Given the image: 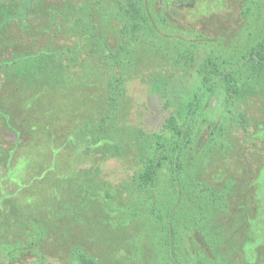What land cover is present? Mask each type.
<instances>
[{
    "label": "trees",
    "instance_id": "1",
    "mask_svg": "<svg viewBox=\"0 0 264 264\" xmlns=\"http://www.w3.org/2000/svg\"><path fill=\"white\" fill-rule=\"evenodd\" d=\"M44 1L0 0V52L4 51L8 41L13 50L17 44L22 43L20 38H26L34 29L38 31L36 33L38 39L37 41L28 40V43L37 44L36 52L25 53V56H13L17 59L34 58L35 65L27 63L31 67L30 73L37 74L40 70L48 69L49 73L52 71V74H55L57 69L63 67L60 61L63 56L70 59H74V56L77 59L80 56L85 63L88 58L97 57L94 64L100 74L97 86L103 89L101 95L103 106L96 119L87 122L85 126L80 124L77 133V119L71 114L75 103L72 105L64 101V96L58 91L65 86V89L60 90L82 93V89L86 91L93 87L87 70L82 71L78 78L81 81L77 83L75 81L61 86V83L50 79L45 83L46 86L43 85V91L42 85L39 86L40 89L33 86L34 83L33 85L27 83V85L28 88H32L33 95L34 91L36 92L35 97L40 99V94L43 93V96L48 97L43 98L44 102L48 100L44 120L58 121L65 133L73 132V134L68 133L64 139L65 144L70 142L71 138L72 140L78 138L77 142L85 146V151L92 148L91 151H99L103 158L112 154L124 165L122 170L124 176L121 182L125 184V187L127 185L129 187L126 196L129 206L135 203L146 207L140 212L135 207H130L132 211L129 222L133 221L132 218L140 219L141 227L148 232L138 233L136 242H140V245L144 241L150 242V247L147 245L143 249L136 243L133 244L136 251L142 250V254L136 257L140 264H264V243L258 246L257 254L253 259L248 260L245 257L249 253L246 241L251 235L256 234L258 229L264 231V203L255 198L257 193L255 190L251 196L249 192L248 197L245 192L250 185L246 182L244 187L240 188L236 183L235 174L229 175L223 181V186L218 191L220 193L216 188L207 186L200 178L199 172L202 167L199 165V153H196L199 149L207 150L205 146L196 145L203 130L209 140L216 141L221 149L226 148L228 152L242 145L238 141L244 137V134H252L249 129H254L256 122L249 113L251 104L247 99L257 97L264 111V26L259 29L258 36L254 40H250L252 31L248 26L240 30L239 34H242V39H245L247 44L244 50L231 49L226 53L214 56L206 54L197 59V46L193 41L187 42L179 36L178 38L169 37L160 33L161 26L158 27V25L166 24L167 32L176 30L174 25L168 23L165 13L159 12L162 8L158 4L164 0H58L61 6L58 12L48 2L42 4ZM254 9L255 4L251 2L244 13L249 12L252 15ZM52 11L60 15L66 12L71 13V22L74 25L69 31L79 36L78 43L83 49L76 43L73 48L72 46L60 48L56 54L54 48L41 43L50 31L43 23L36 22L34 19L42 18L46 13L51 14ZM10 22L15 29L13 32ZM249 24L248 22L246 25ZM196 31L194 28L187 29L188 35L185 39L191 40L196 36L198 41L203 40L204 35L197 34ZM149 38L160 39L158 47L147 43L151 50L156 52L154 57L162 61L159 67L162 69L170 65L177 70V73L167 75L156 65L149 64L150 67L147 69L155 71L146 73L147 76L143 71L138 74L142 82L143 74H145L150 94L161 99L160 108L156 106L152 108L154 111L152 113L157 119L155 122L157 127H154L153 123L151 126L133 124L125 115L126 109L132 106L131 100L125 94L127 69L133 66V62L128 61L130 58L127 55L131 53L134 42L147 41ZM172 38L178 45L183 44L182 47L174 49L170 44ZM81 39H85L86 42L80 43ZM190 46L192 48H188ZM237 52L240 57L233 59ZM13 61L14 59L1 58L0 67L9 65ZM145 64L147 65V60ZM178 70L181 73H178ZM16 74L14 77H18ZM174 75L179 76L174 77ZM181 75L184 76L181 77ZM214 98L217 102L211 105L210 102ZM73 99L77 103L80 101L76 97ZM58 102H61L58 105L59 113L54 117L52 113ZM241 105H243L242 109ZM153 115L148 117L152 118ZM127 125L128 132L124 133V126ZM230 128H234L233 131ZM235 129L240 131L236 134ZM253 146L259 154H264V140H256ZM63 154L62 158L66 163L71 155L69 152ZM258 163L256 162L255 165L252 163L255 166L254 169H250L247 162L239 167L247 168L248 175L253 170L254 173L251 175L256 180L258 174L264 172V164L259 169ZM12 167L13 164L7 165L9 170ZM162 172L168 178L172 189L158 193L152 200L147 191L156 185L157 177ZM79 174L78 170L70 171L71 186L80 178ZM88 174L87 170L82 171L83 176L87 177ZM88 180L86 185L83 184L81 201L85 199L88 187L93 185L90 179ZM100 183L101 186L96 188L98 197L113 198L120 195V192L116 191V186L110 188L106 182ZM251 197L253 205L250 203ZM6 198L1 190L0 207ZM72 204H75L74 201ZM201 204L204 205L207 213H211L208 215L210 223L203 225L196 220L188 223L193 217L201 219L198 216L199 209L203 208ZM73 205L70 204L61 212L64 220L57 228L54 227L58 229V237L64 229H66L64 234L74 235L73 229L65 223L68 218L72 219ZM194 209H196L195 212H193ZM222 215L228 219V222L221 220V222L226 221L223 231L220 230L218 235L214 231L208 235L207 231L211 229L210 227H214L212 230L217 231L216 222ZM77 227L81 228L74 224L73 228ZM191 228L198 234L191 233ZM226 228L231 233L225 234ZM48 229L51 228L31 227L27 245H21L22 251L28 252L30 246L37 247L57 236L54 234L51 236ZM80 233L86 242L89 236L82 231ZM72 237L74 239L69 237L70 242L63 245L64 249L70 250L71 264H102L98 257L79 248L74 242L77 237ZM10 257L14 259L17 253ZM45 258L46 256L37 254V264H62L54 261L49 263ZM108 264L114 263L110 260Z\"/></svg>",
    "mask_w": 264,
    "mask_h": 264
},
{
    "label": "rangeland",
    "instance_id": "2",
    "mask_svg": "<svg viewBox=\"0 0 264 264\" xmlns=\"http://www.w3.org/2000/svg\"><path fill=\"white\" fill-rule=\"evenodd\" d=\"M47 2L55 11L61 8L58 0H45L42 4ZM251 2L255 4L253 14L251 15L249 12L245 14L244 11ZM158 5L162 8L159 12L165 13L168 23L174 25L173 27L176 29L167 32L166 24L158 25V27L161 26L159 28L160 33L169 35V37L178 38L179 36L187 42L193 41L197 46V59L206 54H213L214 56L226 53L231 49L242 48L244 50L247 44L245 39H242V34H239L240 30L248 26L252 31L250 40H254L258 36L259 29L264 26V0H164ZM57 12L52 11L51 14L46 13L44 17L34 19L36 22L43 23L50 31L49 34L44 36L41 43L43 42L51 46L50 48H54L56 54L60 48L64 49L66 46H72L73 48L79 42L77 39L79 36L69 31V29H73L74 25L71 22V13L66 12L60 15ZM245 15H248L249 18ZM36 22L32 23L35 24ZM248 22L250 24L246 25ZM193 28L197 30V34L204 35L203 40L198 41L196 36L191 40L185 39V36L188 35L186 33L187 29ZM11 30L12 32L15 31L12 25ZM36 33L38 31L33 29L26 38H20L22 43L17 44L13 50L10 41H8L7 47L5 46L4 51L0 52V63L1 58L14 59L13 63L0 67V191L2 190V193H5L7 197L0 207V264H37V254L46 256L45 260L49 263L54 261L56 263L71 264L69 262L72 260L70 250L64 249L63 245L70 242L69 237L74 239L72 236L77 237L74 242L79 248L98 257L102 264H108L110 260L114 264H140L136 257L142 254V250L136 251L133 244L136 243L143 249L147 245L150 247V242L144 241L141 245L140 242H136L138 233L148 232L141 227L140 219L132 218L133 221L129 222L132 211L130 207H135L139 212L146 207L135 203L129 206L126 198L129 187L128 185L125 187V184L121 182L124 176L122 171L124 165L116 160L112 154L107 158H103L99 151H91L92 148L85 151V146L77 142L78 138L76 140L71 138L70 142L65 144L64 139L68 133L73 134V132L68 131V133H65L58 121L51 120V122H47L44 120L48 100H46L47 102L43 100L48 97L43 96L44 93L40 94V99L37 96L35 97L36 92L34 91L33 95L32 88H28L27 85V83H31V85L34 83L33 86H36L37 89H40L39 86L42 85L41 90L43 91V85L49 82L50 79L61 83V86L75 81L77 83L81 81L78 78L82 71L86 72L87 70L93 89L89 88L86 91L82 89V93H76L75 91L72 93L69 90H60L65 89L64 86L59 88L58 91L64 96V101L72 105L75 103V108L71 111V114L77 119V133L80 124L85 126L87 122L96 119L103 106L101 99L103 89L97 86L100 74L95 69L94 64L97 57L94 59L88 58L87 63H85L80 56L77 59L75 56L74 59L63 56L60 58L63 67L57 69L55 74H52V71L49 73L48 69L40 70L37 74L30 73L29 69L31 67L27 63L35 65L34 58L17 59L13 56H25V53L36 52L38 48L35 45L37 44L28 43V40L37 41L38 36ZM7 35H10V33H7ZM81 40L80 43L84 44L86 42L85 39ZM159 41L160 39L152 40L149 38L147 41L134 42L131 53L127 55L130 58L128 61L131 60L133 66L127 69L126 76H128V79L125 83V94L131 100L132 106L129 108L130 110L126 109L125 115L128 120L130 118L131 123L136 125L151 126L153 123L154 127H157L155 123L157 119L152 113V108L153 106L160 108L161 99L152 96V93L150 94L146 76L148 73L155 71L147 69L150 67L149 64H154L161 69L159 66L162 61L154 57L156 52L147 45V43H150V46L158 47ZM170 44L176 50L183 45H178L174 38L170 40ZM78 46L80 47L79 43ZM80 51L82 52V50ZM239 57L240 54L237 52L233 59ZM146 60L147 65L145 64ZM161 70L167 75L177 73V70L170 65ZM142 71L145 74L147 73L146 76L143 74V82L138 75ZM178 73H181V71ZM15 74L18 77H14ZM178 76L174 75V77ZM183 76L181 75V77ZM47 79L48 81H46ZM52 91L53 89L50 94ZM73 97L78 98L80 101L77 103ZM247 101L251 104L249 113L256 122L255 128L249 129L252 134H244V137L238 141L242 145L234 147L235 150L228 152L226 148L221 149L216 141L209 140L204 132L205 130H203L196 145L205 146L207 150L199 149L196 151V153H199V165L202 167L199 174L205 184L210 188H216L217 192L223 186V181L229 175L235 174L236 183L240 188L244 187L246 182L250 185V188L245 192L246 195L249 197V192L250 196L253 195L255 190L257 192L255 198L264 203V172L259 173L256 180H254L251 175L254 173L253 170L248 175L249 173H246L247 168H240L246 162L250 169L255 168L252 163L255 165L256 162H259L257 164L259 169L264 164V154H259V151H256L253 146L256 140H264V111L260 105L261 101L257 97H251ZM61 102H58L53 110L52 115L54 117L59 113L58 105ZM216 102L217 100L214 98L210 103L215 105ZM149 111L150 115H148ZM151 115H153L152 118H149L148 116ZM128 128V125L124 126V133L128 132ZM233 129L230 128L231 131ZM235 131L237 134L240 130L235 129ZM71 145L74 146L70 147ZM65 152H69L71 155L70 160L66 163L62 158ZM9 164H13L10 170L7 168ZM239 168L240 172L238 171ZM75 170L80 171V178L71 186L69 183L71 182L70 171ZM85 170L89 172L87 177L82 175V171ZM88 179L93 185L88 187L87 195L84 193L86 197L81 201L80 195H83V184L86 185ZM103 181L110 188L116 186V191H119L120 195H116V197H113L114 199L104 198L103 196L98 197L96 188L100 187V182ZM170 186L168 178L162 172L157 177L156 185L147 192L154 200L158 193L165 190L171 191L172 187ZM100 190L102 191V189ZM243 190L244 188L241 189L242 193ZM252 197L250 199L251 205H253ZM72 201H74V205ZM70 204L73 205L71 209L73 216H71L72 219L68 218L65 223L73 229L74 235L64 234L66 230L64 229L58 237V229H54V227L57 228L63 222V213L61 212ZM201 205L203 208L199 209L200 213H198L201 219L193 217L190 218L188 223H192L194 220L201 222L203 225L210 223L208 215H211V213H207L204 210V205ZM195 211L196 209L193 210V212ZM222 219L228 222L226 216H219L216 222L217 231L212 230L214 227H210L211 229L207 231L208 235L213 231L217 235L220 230L223 231L226 221L221 222ZM74 224L81 226V228H73ZM31 227L37 229L50 227L51 229H48L50 235L57 236L37 247L32 245L28 252H23L21 245H27ZM192 228L190 232L198 234ZM80 231L89 236L86 242ZM224 232L225 234L231 233L228 228ZM262 243H264V231L258 229L257 233L251 235L246 241V245L249 246L248 256H245L246 259H253L257 254L258 246ZM16 253L17 257L12 259L10 256Z\"/></svg>",
    "mask_w": 264,
    "mask_h": 264
}]
</instances>
